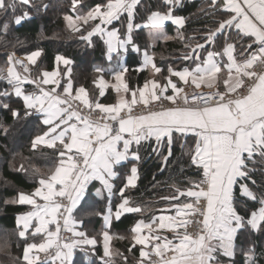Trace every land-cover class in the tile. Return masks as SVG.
<instances>
[{
  "label": "snow or ice",
  "instance_id": "6c2138e0",
  "mask_svg": "<svg viewBox=\"0 0 264 264\" xmlns=\"http://www.w3.org/2000/svg\"><path fill=\"white\" fill-rule=\"evenodd\" d=\"M21 6L34 7L32 0H0V36L29 18L27 10L18 14ZM182 6L183 0H159L164 10H149L145 22L136 23L144 0H99L83 12V0H70L67 28L88 47H96L98 38L110 65L94 68V95L83 85L74 87L73 61L65 56L56 55L52 71L32 76L40 50L24 58L7 54V67H0L7 85L0 90V112L17 122L35 119L43 131L31 140V150L43 146L54 153L46 173L33 167L31 192L18 191L5 201L30 206L15 217L22 256H11L10 238L0 236V254L13 264H74L77 251L92 257L89 264H117V258L129 264V256L112 245L129 237H117L111 228L113 220L145 211L128 195L139 180L140 150L154 142L163 171L177 141L197 178L186 177L185 187L173 185L174 194L161 197L170 204L164 211L174 214L134 222L127 252L138 251L135 264H264V247L237 243L239 237L264 236V0H208L210 11H200L213 26L194 46V37L186 40L180 31L186 18L176 9ZM169 21L186 51L179 57L182 66L168 65L165 72L154 53L135 42L134 31L147 28L154 45L174 39L165 34ZM129 50L142 56L131 70L125 63ZM130 71H148L151 78L133 84ZM109 89L115 101L104 103ZM0 131L7 136L9 128L0 122ZM126 162L133 163L121 174ZM15 170L28 171L23 164ZM93 181L102 185L98 195L106 201L103 210L88 213L103 219L97 235H89L80 215Z\"/></svg>",
  "mask_w": 264,
  "mask_h": 264
},
{
  "label": "trees",
  "instance_id": "16d2710c",
  "mask_svg": "<svg viewBox=\"0 0 264 264\" xmlns=\"http://www.w3.org/2000/svg\"><path fill=\"white\" fill-rule=\"evenodd\" d=\"M34 7L21 6L18 8V14L24 10L29 12L30 18L22 21L20 25L10 24L9 32L6 36H0V67L6 68L7 54L15 52L16 55L25 57L32 51L40 50L42 55L38 61L36 72L40 70L52 71L55 68L56 55H62L73 61V81L74 86L83 85L89 90V93H96L93 79L98 75L94 68L104 67L106 57L102 54L101 49L104 47L98 38L96 47H88L79 40V34H73L67 29L64 16L72 15L70 9V0H32ZM99 0H83L84 7L80 11H86L87 8ZM47 4L44 8L42 5ZM208 1H185L182 7L176 9V14L186 18L188 33L186 40L190 37L194 39L189 42L194 46L197 42L202 41L201 33L206 27H212V18L205 15L200 9L210 11L207 8ZM144 8H141L137 14L136 23H143L146 20L149 10H161L159 0H144ZM123 19V18H122ZM119 28L121 24L116 23ZM166 33L174 37L173 40L158 42L151 46L149 35L146 30L134 31V40L145 49L154 53L156 64L163 67L166 71L168 65L176 66L175 59L186 49L183 42L175 39L177 30L169 25L166 27ZM66 36V39L65 37ZM141 63L140 55L129 52L126 64L129 69H134ZM129 78L133 84L142 85L145 79L151 78L148 71L136 73L129 72ZM7 85L0 81V90ZM107 98V96L105 97ZM105 98L102 102L107 101ZM12 106L17 107L20 103L14 96L11 100ZM0 122L9 128L7 136L0 131V236L8 235L12 243L11 256H22V247H16L15 236V217L17 214L30 210L28 205L6 204V200L14 198L18 191L31 192L36 186L35 179L32 175L33 167L39 168L41 173L47 172V165L51 164L54 159L53 150L41 146L36 151L31 150V140L38 134H41L43 128L38 126L35 119L27 121H14L6 111L0 112ZM180 141L173 145V156L169 158L168 166L160 171L162 167L161 158L152 152L151 144L146 143L140 150L141 160L139 162V180L137 187L128 190V195L132 197L134 205L144 207L145 211L141 213L125 214L120 221H113L111 233L117 237L124 236L128 239H114L112 245L114 250L119 249L125 255L129 256V264H135V258L138 257V251L134 250L135 256L127 252L130 242V228L137 219H150L153 215L161 213L163 209L169 206L168 201L161 199L163 196L174 194L173 185L183 188L186 186L185 178L196 179L193 169L188 167V157L182 155ZM189 143L191 140L189 139ZM164 151V150H163ZM164 154L166 152L164 151ZM132 162L120 166L121 174L126 173L131 167ZM23 164L27 172L16 171V168ZM155 177V179H153ZM185 181V183H181ZM120 186V180L115 181ZM99 184L93 183L81 204L80 215L84 219V229L89 235H97L103 225L101 216L89 215L88 213L103 210L105 200L100 199L98 190H101ZM106 196V194L104 193ZM117 202L114 197V203ZM39 239V238H37ZM252 241L257 248L264 247V236L253 235L250 237H239L237 243L247 247L245 241ZM139 247V246H137ZM92 259L84 252L77 251L74 255V264H89ZM0 264H13L12 259L6 254H0ZM117 264H121L117 258Z\"/></svg>",
  "mask_w": 264,
  "mask_h": 264
},
{
  "label": "crops",
  "instance_id": "0c3cea01",
  "mask_svg": "<svg viewBox=\"0 0 264 264\" xmlns=\"http://www.w3.org/2000/svg\"><path fill=\"white\" fill-rule=\"evenodd\" d=\"M185 1H190V2H192V1H197V0H183V3L185 2ZM205 1H208V0H205ZM29 18H30V15H29ZM29 18H27V19H29ZM115 24L117 23V22H114ZM169 25H171V26H173L176 30H177V26H175V25H172L171 24V22L169 21V22H166V25H165V34L167 35V36H170V37H172L171 35H168L167 33H166V27L167 26H169ZM117 27V26H116ZM143 30H146L147 31V33H148V29L147 28H145V29H143ZM180 31L181 32H183L184 33V37L186 38V36H187V33H188V27H187V22H186V24H185V27L183 28V29H180ZM171 40H173V39H171ZM165 42L164 40H159V41H156L155 43H154V45H156L158 42ZM167 41H170V40H167ZM150 43H151V46H154L153 45V42L150 40ZM197 43H203V40L202 41H199V42H197ZM129 52H132L131 50H129ZM129 52H128V54H129ZM150 52V51H149ZM151 53V52H150ZM128 54L126 55V57H125V63H126V61H127V56H128ZM137 54V53H136ZM41 55H42V53H41ZM139 55V54H138ZM181 56V54L175 59V62H176V66L175 67H181L182 66V64L184 63V62H182L180 59H179V57ZM140 57H141V61H142V56L140 55ZM41 58V56L37 59V63H38V61H39V59ZM156 62V61H155ZM32 65H30V68H31V75L32 76H36L37 74H38V72H36L35 71V68H32V67H35V66H32ZM73 66V64L71 65V67ZM157 66H159V65H157ZM55 67H56V61H55ZM60 67L62 68L63 67V65L61 64L60 65ZM108 67H110V65L108 64V62H107V60H106V64H105V66H104V68H108ZM159 67H161V66H159ZM174 67V66H173ZM162 69H164L163 67H161ZM166 72V71H165ZM72 73H73V71H72ZM160 77L158 76L157 77V79H159ZM105 79L107 80V79H110V77H108V76H105ZM25 87L26 88H28L29 90L31 89V86H29V85H25ZM75 87V86H74ZM205 90H207V89H205ZM107 96V98H105ZM106 96L104 97L107 101H104V103H112V102H114L115 101V93L111 90V89H109L108 91H107V93H106ZM101 99H103V98H101ZM164 151L167 153V150L166 149H164ZM140 162V161H139ZM139 162H138V164H137V166L139 165ZM126 163H128V162H126ZM126 163H124V164H126ZM133 163V162H132ZM123 164V165H124ZM138 170H139V168H138ZM138 182V181H137ZM93 183H96V184H99L100 185V187L102 188V185L98 182V181H93L90 185H89V187H88V190H89V188H90V186L93 184ZM88 190H87V192H88ZM106 194V193H105ZM87 195V194H86ZM184 198L183 197H181V200H183ZM83 202V201H82ZM82 202H81V204H82ZM170 207V204H169V206H167L165 209H163L162 211H161V213H159V214H157L156 216H159V215H172V214H174V211L173 212H168V211H164V210H166V209H168ZM114 221V220H113ZM102 227H103V225H102ZM68 234V233H67ZM162 234H167V235H169V237L171 238V234L170 233H166V232H162ZM70 235V234H69Z\"/></svg>",
  "mask_w": 264,
  "mask_h": 264
},
{
  "label": "built area",
  "instance_id": "2783aa9c",
  "mask_svg": "<svg viewBox=\"0 0 264 264\" xmlns=\"http://www.w3.org/2000/svg\"><path fill=\"white\" fill-rule=\"evenodd\" d=\"M17 57L24 58L23 56L17 55ZM65 236H68L69 234L64 233ZM43 256V254H41Z\"/></svg>",
  "mask_w": 264,
  "mask_h": 264
},
{
  "label": "rangeland",
  "instance_id": "374dc122",
  "mask_svg": "<svg viewBox=\"0 0 264 264\" xmlns=\"http://www.w3.org/2000/svg\"><path fill=\"white\" fill-rule=\"evenodd\" d=\"M66 23V22H65ZM66 26H67V23H66ZM68 29V28H67ZM65 37V39H66V36H64ZM37 65H38V63L35 65V67H32V68H37ZM38 69V68H37Z\"/></svg>",
  "mask_w": 264,
  "mask_h": 264
}]
</instances>
